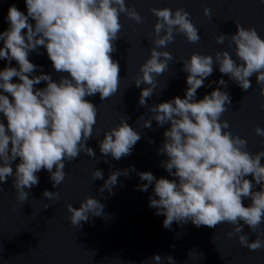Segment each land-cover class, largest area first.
Masks as SVG:
<instances>
[{
    "label": "clouds",
    "instance_id": "clouds-1",
    "mask_svg": "<svg viewBox=\"0 0 264 264\" xmlns=\"http://www.w3.org/2000/svg\"><path fill=\"white\" fill-rule=\"evenodd\" d=\"M24 5L26 12L15 3L9 6L4 17L7 28L0 32V61H5L0 69V185L11 178L21 203L39 184L42 169L57 188L66 178V162L75 161L81 154L97 159L87 144L93 139L98 107L88 98L99 95L104 101L118 91L121 69L113 53L123 27L121 15L136 24L144 20L133 6H126V0H24ZM150 11L156 17L152 48L134 85L141 89L138 105L147 106L151 116L145 119L141 115L136 125L141 121L144 129H151L153 121L158 127L168 125L157 155L165 157L160 167L170 179H157L152 172H139L134 166L112 171L105 179L103 171L96 169L94 181L104 180L98 191L113 194L118 177L136 171L140 181L146 182L137 185V190L152 188L148 206L156 210L155 215L165 217L164 229L171 230L174 222L210 229L228 223L233 226L226 233L228 239L235 236L241 247L262 250L264 150L248 151L247 140L233 134L221 117L232 105L229 81L247 92L252 86L250 78L255 76L259 94L264 97V38L255 28L236 24L235 33H221L216 38L222 45L230 35L228 47L234 45L235 59L228 51H217L214 56L193 53L178 61L186 74L183 97L148 105L156 77L168 70L173 60L170 52L158 49L173 43L177 34L190 43L201 39L183 8ZM204 15H210L208 7ZM33 53L46 55L52 71L45 73L43 65L33 63ZM214 70L222 74L221 78L205 84ZM52 72L59 78L53 79ZM42 83L44 87H37ZM202 87L213 90L198 99L197 91ZM260 108L264 110V104ZM254 131L264 138V128L257 126ZM96 132L100 134L99 129ZM140 139L141 134L122 118L103 132L97 146L107 163L109 157L119 161L130 156ZM42 195L48 200L60 198L57 191L45 190ZM244 201H249L247 206ZM66 207L70 224L79 229L82 222L102 217L105 205L95 196H86L78 208L71 204ZM245 226L256 233L255 240L250 242V235L242 234ZM166 259L168 264H176L171 255ZM149 261L162 264V257L153 255L142 264Z\"/></svg>",
    "mask_w": 264,
    "mask_h": 264
},
{
    "label": "water",
    "instance_id": "water-1",
    "mask_svg": "<svg viewBox=\"0 0 264 264\" xmlns=\"http://www.w3.org/2000/svg\"><path fill=\"white\" fill-rule=\"evenodd\" d=\"M13 3L26 12L24 0H0V32L7 28L4 17ZM126 6H133L144 20L136 24L124 15L120 17L123 27L113 53L121 69L118 91L104 101L100 100L99 95L88 98L97 105L98 117L93 139L88 141L87 146L95 150L99 163L85 154L73 162H66V178L57 188H53L49 174L42 169L38 173L39 184L30 190L27 201L23 203L16 198L11 178L0 185V264H142L153 255H160L162 264H168L166 257L169 255L176 264H264V249L249 251L239 245L235 236L231 239L226 237V233L233 230L231 224L221 223L215 229H210L174 222L171 230L164 229L162 223L165 217L155 215L156 210L148 206L152 188L147 192L137 190V185L146 182L140 181L136 171H131L128 177H118L111 195L108 191L101 194L98 189L104 180L94 181L92 176L96 169H101L107 179L112 171L134 166L139 172H152L157 179H170L160 167L165 157L157 155L168 125L158 127L155 121L151 129H144L143 121L136 125L141 115L145 119L151 116L147 106L138 105L141 89L134 85V78L152 48L156 17L150 9L170 8L174 11L183 8L190 14L201 39L190 43L183 35L177 34L173 43L158 49L170 52L173 60L169 62L168 70L156 77V88L148 105L166 102L175 96L183 97L186 74L178 61L190 58L193 53L214 56L217 51H228L235 59L234 45L228 47L230 35L222 45L217 44L216 38L221 33H235L236 24L255 28L264 38V4L260 0H126ZM205 7L210 9L209 16L204 15ZM30 60L43 65L45 73L52 71L46 55L33 53ZM4 65L5 61H0V69ZM52 76L53 79L59 78L55 72H52ZM221 76L218 70H214L205 84ZM223 79L228 81L227 76H223ZM250 79L252 86L247 92L229 81L227 90L231 94L232 105L221 120L229 123L233 134L246 139L248 151L255 153L264 150V138L254 131L257 126L264 128V110L260 108L264 104V97L259 94L255 76ZM44 86L42 83L37 87ZM213 88L198 89V99ZM122 118L127 119V123L141 134V139L130 156L119 161L109 157L105 163L97 140L102 139L103 132L116 126ZM45 190L59 192L60 198H44L42 194ZM86 196H95L105 205L104 215L82 222L78 229L70 224L66 206L71 204L78 208ZM248 203L244 201L245 206ZM261 228H264V224ZM245 233L250 235V242L257 238L256 233H251L247 226L242 234Z\"/></svg>",
    "mask_w": 264,
    "mask_h": 264
}]
</instances>
